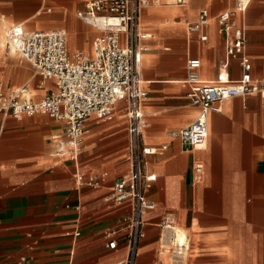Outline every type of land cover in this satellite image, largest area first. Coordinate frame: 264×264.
<instances>
[{"label": "crops", "instance_id": "obj_1", "mask_svg": "<svg viewBox=\"0 0 264 264\" xmlns=\"http://www.w3.org/2000/svg\"><path fill=\"white\" fill-rule=\"evenodd\" d=\"M94 0H0V84L5 90L28 88L34 101L56 90L43 82L34 67L9 50L5 28L26 31L65 30L70 54H93L103 32L79 15ZM254 0L233 23L246 36L245 56L255 79L264 78V0ZM161 0L144 10L141 28L150 34L141 78L148 92L144 106L148 128L145 147L160 151L147 156V172L156 181L147 192L156 209L145 216L146 237L136 264H264V98H234L221 113L209 115L205 147L190 149L170 132L190 125L200 109L190 104L185 83L187 62L199 59V75L214 82L225 59V34L217 17L235 9L230 0ZM207 9L211 21L200 34L189 27ZM250 10V12H249ZM249 12V16H248ZM205 36V40H201ZM230 80L238 81L240 60L230 62ZM127 105L120 102L112 120L96 116L85 124L79 170L55 156L56 139L66 126L44 115L5 117L0 126V264H118L126 254L107 248L105 234L120 226L130 205L107 201L113 185L130 172ZM203 166L201 181L195 167ZM172 214L191 240L186 258L162 249L163 217Z\"/></svg>", "mask_w": 264, "mask_h": 264}, {"label": "built area", "instance_id": "obj_2", "mask_svg": "<svg viewBox=\"0 0 264 264\" xmlns=\"http://www.w3.org/2000/svg\"><path fill=\"white\" fill-rule=\"evenodd\" d=\"M250 2L237 0L233 11L223 12L217 17L225 34V59L214 82L201 79L199 59L187 62V98L200 112L190 125L169 135L190 149L206 146L209 115L221 113L224 102L255 95L264 98V78H254L252 64L245 56V33L232 21L237 13L247 10ZM160 3L161 0L88 2L86 11L79 17L103 32L93 44L92 55L82 52L70 54L65 30L30 32L22 25H12L5 31L6 47L29 62L43 82L56 81V90L44 99L34 101L28 88L5 90L0 84V126L5 117L20 119L37 115L65 124L64 135L56 139L55 156L75 164L79 182L94 188L100 186L97 178L85 179L79 170L87 120L96 116L110 121L120 102L127 105L130 172L113 185L107 198L118 206L128 203L131 210L117 229L105 234L107 248L111 251L119 249V239L126 243V254L118 264H136L140 244L146 237L144 218L156 209V204L147 197L156 176L147 172L146 157L162 154L167 149L163 146L158 151L144 145V134L148 128L144 106L148 92L143 87L140 72L143 56L150 50L148 42L152 39L141 28L142 14L150 6ZM174 3L183 5L186 2L174 0ZM211 19L209 10H201L198 21L189 27V32L201 35ZM200 38L206 39L205 36ZM233 60H240L243 69L241 78L235 82L230 80L227 71ZM194 169L197 181H201L203 166L197 165ZM159 227L164 233L162 249L176 258H186L191 250V240L176 218L167 213Z\"/></svg>", "mask_w": 264, "mask_h": 264}, {"label": "rangeland", "instance_id": "obj_3", "mask_svg": "<svg viewBox=\"0 0 264 264\" xmlns=\"http://www.w3.org/2000/svg\"><path fill=\"white\" fill-rule=\"evenodd\" d=\"M260 1H261V0H254L253 3H252L251 6H250V10L256 5V3L260 2ZM230 2H231L232 7H233L234 4H235V0H230ZM250 10H249V12H250ZM249 12H248V16H249ZM9 26H10V25H8V26L5 28V31H6V29H7ZM4 43H5V41H4Z\"/></svg>", "mask_w": 264, "mask_h": 264}, {"label": "bare ground", "instance_id": "obj_4", "mask_svg": "<svg viewBox=\"0 0 264 264\" xmlns=\"http://www.w3.org/2000/svg\"><path fill=\"white\" fill-rule=\"evenodd\" d=\"M4 38H5V31H4ZM3 41H5V45H6V38H5V40L3 39ZM12 52H14L15 53V51L14 50H12ZM16 54V53H15Z\"/></svg>", "mask_w": 264, "mask_h": 264}]
</instances>
